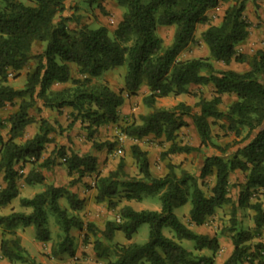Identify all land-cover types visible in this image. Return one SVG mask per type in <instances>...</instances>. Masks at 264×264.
<instances>
[{
  "label": "trees",
  "instance_id": "obj_1",
  "mask_svg": "<svg viewBox=\"0 0 264 264\" xmlns=\"http://www.w3.org/2000/svg\"><path fill=\"white\" fill-rule=\"evenodd\" d=\"M64 1L27 0L26 4L19 0H0V109L18 101L16 110L0 120L3 183L0 208L18 197L20 179L28 186L41 185L44 176L40 170L49 171L61 165L69 177L74 176L70 187L84 176L95 174L94 199L105 203L108 209H116L121 200L141 202L147 195L159 194V211H136L124 205L118 209L119 221H107L103 231L86 224L94 238L93 250L106 264H215L220 248L217 237L191 230L174 214L175 209L187 203L190 204L188 220L197 227L217 209L231 206L227 229L231 233V252L221 264H264V243L257 241L264 228V49L255 52L246 72L219 70L213 66V62L228 65L231 61L244 63L247 60L245 55H236L235 51L247 38L250 27L243 18L246 0H147L146 3L114 0L123 14L113 38L103 26L91 29L81 25L77 31H69L68 19L57 20L64 10ZM220 4H229L221 22L208 26L201 34L209 58L179 59L192 41L196 25L206 21V11ZM100 11L105 14L103 9ZM160 26L174 27L168 46H164L156 34ZM34 43L43 45L36 53H32ZM31 59L33 67L26 72L23 86L13 88L8 83L9 74L18 76ZM69 64L76 67L77 77L70 76ZM124 64L126 72L118 91L94 83L103 73ZM143 83L149 90L143 104L151 111L120 126L119 134L136 139L148 135L164 137L170 145L160 153L161 161L170 155L199 152L201 148L215 149L218 153L203 158L198 176L185 170L177 174V166L167 163L166 174L153 177L147 153L138 145L130 147L138 178L128 177L123 158L119 159L115 170L99 176L97 158L73 150L68 137V147H55L43 157L46 145L53 141L49 136L62 135L77 122L94 149L107 147L111 151L114 142L97 143L92 137L99 127L117 123L124 95H134ZM192 85L213 87L209 99L200 97L195 104L198 112L183 103L170 109L155 107L157 99L190 94ZM222 95H235L236 101L221 110ZM63 108L71 110V121L65 129L58 123L57 128L53 127L42 117L36 119L31 112L34 109L37 114L42 109L60 112ZM185 118L190 119L195 128L198 146L176 142V133L188 125ZM35 122L37 131L24 138L26 128ZM216 124L226 134L233 135L232 144L225 147L216 144L211 131ZM19 163L31 165L27 174L16 169ZM235 172L243 175V181L237 186L238 193L233 200L229 196L233 187L230 175ZM207 179L213 181L209 194L203 190ZM60 200H64L67 207L62 206ZM19 206L30 211L0 215V254L4 260L36 264L20 245L16 231L33 227L35 240L47 243L51 240L49 216L60 229L61 237L51 246L52 256L74 255L70 231L83 227L77 215L83 209V201L76 194L65 187L49 185L31 198H20ZM246 209L254 212L253 229L241 227L237 219V211ZM143 224L148 225V239L144 244L113 243L115 232H121L124 239L130 241ZM164 227L171 230L178 241L192 242V251L163 236ZM204 250L208 254H204ZM111 253L112 259H108Z\"/></svg>",
  "mask_w": 264,
  "mask_h": 264
},
{
  "label": "crops",
  "instance_id": "obj_2",
  "mask_svg": "<svg viewBox=\"0 0 264 264\" xmlns=\"http://www.w3.org/2000/svg\"><path fill=\"white\" fill-rule=\"evenodd\" d=\"M228 5L229 4H220L216 8H213V9L206 11V13H205L206 21L203 24H197L196 25L195 31L193 33V39L189 43V45L180 53L179 59L188 60V59H194V58H209V51L207 49V46L205 45V43L201 39V34H202V32H204L205 29H207L208 26L218 25L221 22L224 11L228 7ZM101 9L104 10L105 14L101 13V11H100ZM122 14H123V10L117 6V4L115 3L114 0H90L87 8H82L80 6L79 0H65L64 1V10L59 16H57V20H59L60 18L68 19V21L66 22V26H67V29L69 31H77L79 26H81V25H86L89 28L91 26H96V27L103 26V27H106L107 29L110 27V25H112L111 26L112 29L115 30L116 26L118 25V23L122 19ZM243 18H245L250 23V27L248 29V36L243 42H241L240 44H238L235 47V51H236V55H238V54L245 55L247 60L244 63H237L235 61H231L228 65H225L222 62H213V66L216 69L231 70V71L238 72V73L246 72L250 68V60H251L252 56L255 54V52L257 50L264 49V0H246L245 10L243 12ZM75 20H77L79 22L78 25H77ZM166 28L169 31L171 30V35L169 36V40L165 43V46H168V45H170L171 40H172L174 27L173 26L157 27L156 34L163 41V37L161 35V32H163L164 29H166ZM163 44H164V41H163ZM68 66H69V70H70V76L72 78L77 77L78 75L76 74V67L74 65H71V64H69ZM115 69L103 73L97 79H105L107 77L108 73L115 71ZM65 85H67V84H65ZM122 85H123V82L120 85V88L122 87ZM206 90L211 91L210 96L206 95ZM212 91H213V87L211 85H207V86L192 85L189 87L190 94H182V95L169 96V97L157 99L155 102V107L160 108V107H158V105H169V106L174 107L179 103H183L187 106H190L192 108V111L198 112V108L195 107L193 109V106H195V104L197 103V101L199 100L200 97L204 98V99H209L212 95ZM148 94H149V90H148L147 86L145 85V83H143L139 87L138 91L134 95L128 96L127 94H125L123 105L119 108L117 123L120 121L122 122V120H123L124 123L123 122L122 123L124 125L126 120H127L126 116H124V115L126 113H128V111H130L129 105H131L133 100L137 99L138 97H141L143 99ZM221 99H222V104L219 106V108L221 110H224L227 105L236 101L235 95H222ZM39 106H40V104H39ZM8 108L10 109L9 105H6L4 108L0 109V120L6 119L9 115H11L14 112V111H8ZM49 111H51V110H49ZM131 111H135V109L132 107ZM54 112H55V115L53 116V120L50 121V123H51L50 125L55 127L54 123L55 124L58 123L60 125H63L62 123H64V122L66 125H67V123H70L71 117L69 116V114H70L71 110L69 108H63L60 112L53 111V113ZM6 113L8 114L7 117L4 116ZM36 119H38V118H36ZM185 121L188 124L187 128H189V130L193 131V134L195 136V141H196L195 144H196V146H198L199 145V138L196 134L195 128H194L191 120L188 118H185ZM35 123H37V122H35ZM35 123L31 124L30 126H32V125L37 126V124H35ZM219 123H222V122H219ZM77 125H79L78 122H77ZM64 127L65 126H62L63 129H65ZM28 128H29V126L26 129H28ZM185 128L180 129L176 133V135H179V136L183 135L185 133ZM62 135L64 136V138L68 137L70 139V142H72L74 144L77 143L75 146L70 145L73 150L74 149L78 150L80 148L81 153H86L88 155H91V156H94L97 158L96 173L99 176H105L108 174V171L115 170L117 164H116L114 169L110 170V161H112V157H114L116 155V153L114 151H112L111 153L106 152V154H104V153H102V149L97 151L96 149L91 148L92 142H91V144L88 143L87 145H82L81 139H79L81 141V143H80L81 146L78 147L79 142L74 140V138L69 137L70 136L69 133L65 132ZM62 135L52 133L49 137L52 138L53 141H52V143L47 144V145H51L52 150L55 147H60V146L66 145L67 140L61 139ZM120 136H121V137H119V141L121 142L120 146L123 148H127L129 153H130V147L132 145H138L141 150H143L147 153L149 170H150V174L153 177L164 176L167 172L166 164L171 163L173 165H176L175 164L176 157H178V158L181 157L183 159L186 155H189V154L170 155V156H168L167 160L161 161L159 158L160 153L163 151H166L170 145V143L168 144L165 141L164 137H155L153 135H148V136L143 137L141 139H136V138L126 137L123 135H120ZM176 141H178L177 144H179V145H189L188 143H186L187 140L183 141L182 143L177 139H176ZM189 146H193V145H189ZM156 154H157V156H156ZM155 156H156V158H155ZM124 161H125V164H128L126 159H124ZM104 167H109V168L107 170H104ZM59 168L60 169L62 168L61 171L65 172V169L63 168V166L60 165ZM16 169L20 173L25 175L31 169V165L29 163H25V164L19 163L16 165ZM180 169L188 171V168H187L185 163L180 165ZM133 171H134V174L131 175V177L136 176V178H138L139 175H138L137 168H134ZM40 172L44 176V181H43V183H44L45 180L47 179L46 175L49 173L46 172V174H44L42 172V170H40ZM125 172H126V174H128L126 169H125ZM72 178H74V176ZM95 178H96L95 174L86 175L79 182H77L73 187L68 189L72 193L76 194V196L80 200L83 201V209L81 211H79L77 214L79 216V218L81 219V221L83 222V227L81 230L72 229L70 231V235L73 237V244H74L73 258L75 260H77V257H78L77 254L79 252V249H80V251H81V249L83 251V247L80 246L81 241L80 242H79V240L77 241V238H79L78 235H80V239L81 238L82 239L88 238V236H92L91 233H89L87 231L86 224H88V223L93 224L98 230L103 231L104 227H105V223L107 221H117L118 209L120 207H122L124 205H128L132 209L135 210V205L132 201L127 202L124 200L123 201L121 200L122 203L120 202L119 206L116 209H108L106 204H105L106 208H104V209L100 208L101 207L100 205L102 203H97L94 199L95 194H96L95 187H94ZM17 184H18V188H19V195L15 199H17V201H18V205H19L20 198H31L36 193H39V192L44 190V189H42L40 191H37L32 196H23L20 194V192H22V190L30 189L33 186H39V185H37V184L31 185V186L25 185L23 182V179H20ZM49 185H52L55 187H62L61 185H58V184H49L48 183L47 186H49ZM1 187H3V183H2L1 177H0V188ZM15 199H13L9 204L0 208V211H1L0 215H8L12 212H19V211L24 212V213H28L30 211L29 209H24V208H21L20 206L19 207L23 210H21L19 208L18 209L13 208L12 203H14ZM63 202H64L63 205L61 203L60 204L64 207H67L64 200H63ZM4 209H6L5 212L3 211ZM101 209H102V211H101ZM2 211H3V213H2ZM138 211H140V210H138ZM187 216H188V211H187ZM188 223H189V220H188ZM190 224L191 225H186V224L185 225L188 228H190L191 230H193L199 234H204L201 231V226L197 227V226L193 225L192 223H190ZM115 233H117V232H115ZM16 235L19 239L20 245L26 250V252L29 255L34 256V252H32V250L30 248L33 249L35 243H37L38 241L35 240V234H34L33 227L18 229L16 231ZM204 235H206V234H204ZM210 237H212V236H210ZM0 239H1V235H0ZM38 243H40V242H38ZM219 244L221 245L220 241H219ZM225 250H226L225 251L226 252L225 258H227V256L231 252V244H229V246H227ZM49 251H50V246H49L48 250H45V252L48 253ZM0 258H2L1 254H0ZM7 263H9V262H7Z\"/></svg>",
  "mask_w": 264,
  "mask_h": 264
},
{
  "label": "rangeland",
  "instance_id": "obj_3",
  "mask_svg": "<svg viewBox=\"0 0 264 264\" xmlns=\"http://www.w3.org/2000/svg\"><path fill=\"white\" fill-rule=\"evenodd\" d=\"M22 1L24 3H28L27 0H19ZM90 0H79L80 6L82 8H87L88 3ZM142 3H146L147 0H141ZM257 9V8H256ZM112 25H110V27L108 28V33L109 36L111 38L114 37V30L111 27ZM91 29H96V26H91ZM161 35L163 37V41H164V46L165 43L169 40V36L171 35V30L169 31L167 28L164 29L163 32H161ZM43 45L40 43H34L33 47H32V53H36L38 51H40L42 49ZM33 67V60L31 59L27 65V67L22 70L18 76L14 77L13 74H10L8 76V83L9 85H11L13 88L15 89H20L25 81V75L26 72L28 70H30ZM126 72V64H124L123 66L116 68L115 71H112L111 73H108L107 77L105 79H96L94 80V83L97 85H102L105 84L108 87H110L112 90L114 91H118L120 89V85L123 82V78ZM69 84L65 85V87H68ZM59 88V87H56ZM211 91L210 90H206V95L210 96ZM18 101H14L13 104L9 105L10 109L8 108V111H15L16 107H17ZM132 107L135 109V111H131ZM158 107L163 108V109H170L173 106H169V105H158ZM195 108V106H193V109ZM129 110L128 113H126L124 116H126V122L125 123H129L133 120H137L138 116L140 115H144L147 114L148 112L151 111V109L147 108L144 104H143V99L141 97H138L137 99L133 100L132 104L129 105ZM33 116L35 118H44L48 121L49 124L50 121L53 120V116L55 115V112L53 113V111H49L48 109H42V112L40 114H37L34 110H31ZM68 115V114H67ZM4 116H8V114L6 113ZM70 119V118H69ZM123 122V120H122ZM121 121L115 124H108L105 126H101L97 129L96 134L92 137V140L97 142V143H105V142H114L115 145L112 148L111 151H108L107 147H104L102 149V153L106 154L107 153H111L112 151H114L116 153V155L114 157H112V161H110V170L114 169L118 160L120 158L126 159L128 164H126L125 169L128 172V177L131 178V175L134 174V168H136L134 160L131 158V155L129 153V151L127 150V148H123L120 146V141H119V127L123 126V123ZM38 126V123H35ZM57 124V123H56ZM62 126H65L64 128L67 127V125L69 123H67V125L64 123H62ZM55 125V123H54ZM125 125V124H124ZM36 125H32L29 126L28 129H26L25 133H24V138H28L30 136H32V134L35 133V131H37V127ZM55 128H57L55 126ZM211 131L213 134V138L216 142V144L220 147H225L226 145L232 144L235 141V138H233V135L231 134H226L225 131H223L222 129H219V127L217 126V124L215 126L211 127ZM69 133L70 136L74 138V140H76L78 143V147H80V143L81 141L79 139L82 140V145H87L88 143L91 144V141L87 140V135L86 132L80 128V125H77V123H75V125L70 128L69 130L66 129L64 131V133ZM61 139L67 140L66 138H64V136L62 135ZM177 140H179L181 143L185 140H187L186 143H188L189 145H193L196 146V141H195V136L193 134V131L189 130V128H185V133L181 136L177 135L176 137ZM163 142V141H162ZM178 142V141H176ZM168 143V142H167ZM77 143H72L70 145L75 146ZM169 144V143H168ZM66 147L69 146V143L67 142L66 145H64ZM52 146L51 145H46L45 151L43 153V157H46L48 154H50ZM93 148V147H91ZM94 149V148H93ZM75 151L80 152V148L78 150L74 149ZM233 151V148L230 149L231 153ZM218 153L215 149L213 148H209V149H204L201 148V150L199 152H193L189 155H186L183 159L181 157H176L175 159V166H177V174L180 172V165L182 164H186L187 168H188V173L193 174L195 176L199 175L201 166H202V162H203V158L206 156H210L212 154H216ZM228 154V153H227ZM226 154V155H227ZM157 156V154H156ZM155 156V158H156ZM59 162V161H58ZM106 162V161H105ZM105 164V163H104ZM107 164V163H106ZM130 164V165H129ZM36 166V165H35ZM60 165H56L54 167H52L49 171H45L44 169L42 170V172L44 174H46V172H48L49 174L46 175L47 179L45 180V182L39 186H33L30 189H24L22 190V192H20L21 195L23 196H32L33 194H35L37 191H40L42 189H45V187L49 184H58L61 185L62 187H65L67 189L71 188L69 186V182L72 179V177H69L66 174V171H61L62 168H59ZM134 167V168H133ZM109 167H104V170H107ZM38 169V168H37ZM110 171H108L109 173ZM136 178V176H133ZM243 181V175L241 173L235 172L233 174L230 175V182L231 185L233 186L230 189V193L229 196L231 197V199L235 200L237 193H238V188L237 186ZM213 181L211 179H207L206 180V184L205 187L203 188V190L206 192V194H209V190L212 186ZM73 187V186H72ZM123 201V200H122ZM122 201H120L122 203ZM254 200H252L253 202ZM135 205V210H150V211H159L160 210V201H159V194L156 195H147L145 196L141 202H135L132 201ZM60 203L63 205L64 202L63 200H60ZM13 208H19L18 205V201L17 199L14 200V203H12ZM102 209L106 208L105 207V203H102L100 205ZM101 209V211H102ZM190 209V204L187 203L186 205L179 207L177 209L174 210V214L178 217V219L181 222H184L186 225H191L190 222L188 223V216H187V211ZM23 210V209H21ZM4 212L6 211V209L3 210ZM2 211V213H3ZM1 212V211H0ZM254 212L252 210L246 209V210H238L237 211V219L240 222L241 227L243 228H247V229H253V221H252V216H253ZM230 217H231V206H224L221 209H217L214 213L213 216H210L206 219V221L204 222V224L201 226V231L208 235V236H212V237H217V239L220 241L221 245L215 260V264H221L222 260L225 258V254H226V247L229 246L230 243V235L231 233L228 232V227L230 226ZM48 229L50 231V236H51V240L47 243H35L34 248H30L32 250V252H34V256L29 255L36 264H106L105 260L99 259L96 255V253L93 250V241L94 238L92 236H88V238H81L80 239V235L79 238H77V241L79 240V242L81 241V245L83 247V251L81 249H79V252L77 254V260H75L72 257L68 256V255H60L57 257L52 256L51 254V246L59 241L61 239V237H59L60 234V229L58 228V226L56 225L54 219L49 216L48 219ZM163 236L167 237V238H171L173 239L175 242H177L179 245H181L184 249H186L187 251H192L193 249V243L190 241H178L175 237L174 234L171 230H169L168 228L164 227L161 230ZM76 233V232H75ZM0 235H1V231H0ZM148 239V225L143 224L141 226H139V228L137 229V232L133 235V237L131 238L130 241H126L124 239V236L122 233H115L114 238H113V243H117V244H129V243H135V244H144ZM257 241H260L262 243H264V228L261 231V236L259 237V239H257ZM78 242V243H79ZM50 246V251L48 253L45 252V250H48ZM204 254H208V252L206 250L203 251ZM108 259H112V253L109 255ZM0 264H26V263H20V262H14V263H7L6 260H4L3 258H0Z\"/></svg>",
  "mask_w": 264,
  "mask_h": 264
},
{
  "label": "built area",
  "instance_id": "obj_4",
  "mask_svg": "<svg viewBox=\"0 0 264 264\" xmlns=\"http://www.w3.org/2000/svg\"><path fill=\"white\" fill-rule=\"evenodd\" d=\"M10 75V74H9ZM121 137V136H120ZM20 173V172H19ZM117 221H118V219H117Z\"/></svg>",
  "mask_w": 264,
  "mask_h": 264
}]
</instances>
